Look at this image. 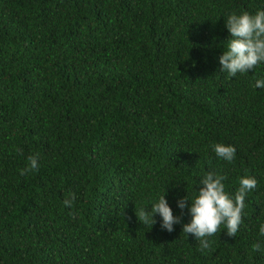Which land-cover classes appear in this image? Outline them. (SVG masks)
I'll return each mask as SVG.
<instances>
[{
	"label": "trees",
	"instance_id": "1",
	"mask_svg": "<svg viewBox=\"0 0 264 264\" xmlns=\"http://www.w3.org/2000/svg\"><path fill=\"white\" fill-rule=\"evenodd\" d=\"M258 10L264 0H0V264H264V64L229 78L219 63L227 16ZM216 143L234 146L232 163ZM30 155L39 169L22 176ZM209 172L230 196L243 176L258 183L236 236L221 225L201 250L177 201ZM163 194L172 232L135 215Z\"/></svg>",
	"mask_w": 264,
	"mask_h": 264
},
{
	"label": "clouds",
	"instance_id": "2",
	"mask_svg": "<svg viewBox=\"0 0 264 264\" xmlns=\"http://www.w3.org/2000/svg\"><path fill=\"white\" fill-rule=\"evenodd\" d=\"M224 25L230 34L227 49L219 57L221 70L226 71L229 78L237 73H247L260 64H264V10L255 14L242 12L232 13L227 16ZM255 87H264V80H256ZM215 155L229 163L235 160L236 149L234 146L216 143L210 146ZM20 152V149H17ZM27 165L20 170V175H28L38 171L39 163L36 155L27 157ZM225 176L207 173L200 180V187L196 195L189 201L182 198L177 201V206L183 210L185 207L191 215V221L183 225L184 234H192L200 241V249H210L208 237L221 231V225L226 228V234L235 237L243 222L245 198L248 192L257 187V180L253 177L243 176L239 179V188L234 196L225 191L223 181ZM165 193V191H164ZM75 194L70 193L63 201L65 206L72 207ZM189 201L190 203H186ZM154 214L161 217V228L172 232L173 225L180 223V217L175 216L169 207L165 195L151 204L150 209L141 207L135 211L137 220L145 225L156 223ZM259 234L264 236V224L259 227ZM260 244L254 245V250H260Z\"/></svg>",
	"mask_w": 264,
	"mask_h": 264
}]
</instances>
